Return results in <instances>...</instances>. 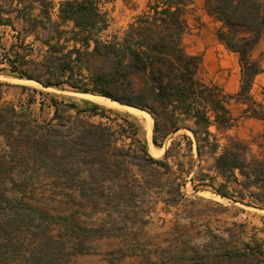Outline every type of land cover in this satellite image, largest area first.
I'll return each instance as SVG.
<instances>
[{
    "label": "rangeland",
    "instance_id": "rangeland-1",
    "mask_svg": "<svg viewBox=\"0 0 264 264\" xmlns=\"http://www.w3.org/2000/svg\"><path fill=\"white\" fill-rule=\"evenodd\" d=\"M61 1L28 6L36 15L41 5L49 7L53 2L52 18L56 21ZM104 1L110 26L100 35L101 40L122 37L148 4V0ZM188 23L186 51L203 59L206 50L213 47V33L196 12H190ZM62 27L69 30L70 26ZM51 28L49 24L47 30ZM65 39L63 36L61 43ZM34 48L32 58L41 61L39 52L47 48L40 43ZM2 49L0 63L6 61ZM59 57L68 60L64 55ZM79 64L84 77H78L83 82L90 71L107 68L103 60L88 56ZM200 77L215 86L204 61ZM0 82V264H217L215 255L226 248L241 251L247 243H258L264 251L263 210L235 203L190 180L200 166L197 157L187 151L184 136L194 139L189 130L171 133L161 146L153 143L152 133V143L158 151L163 150L157 156L151 151L141 119L120 107L98 104L94 97L100 95L68 85L44 87L20 79L5 67L0 68ZM53 100L63 104L59 118H55ZM93 105L101 108L98 116L86 111ZM125 121L135 125V135ZM82 122L111 126L118 131L114 148H124L132 155H143L141 146L145 145L151 157L163 159L170 148L167 162L172 172L160 177L147 162L134 163L126 177V171L91 164L82 154L75 162L66 158L74 166L65 167L66 139L75 140L76 127ZM123 123L126 131L118 127ZM73 124L77 131L68 129ZM37 148H51L53 154H41ZM210 163V158H204L201 166L205 169ZM159 171L165 169L160 167Z\"/></svg>",
    "mask_w": 264,
    "mask_h": 264
},
{
    "label": "trees",
    "instance_id": "trees-1",
    "mask_svg": "<svg viewBox=\"0 0 264 264\" xmlns=\"http://www.w3.org/2000/svg\"><path fill=\"white\" fill-rule=\"evenodd\" d=\"M45 1L28 3V0H19L24 6L19 12L28 23L27 31L34 33L36 40L47 49L39 52L42 60L37 61L32 58L33 45H26L22 40L19 45L12 46L4 53V62L10 72L44 87L68 85L74 90L97 94L149 113L154 120L153 143L156 146L163 145L171 133L182 128L189 130L194 139L184 136L187 151L193 153L195 148L200 166L190 180L235 203L264 211V159L254 153L245 140L230 134L239 122L230 109L233 100L248 104L245 116L264 122V110L255 105L250 95L254 79L262 71L259 61L252 55L264 33V0H206L208 14L221 23L216 31L218 40L239 55L241 88L235 96L226 95L219 87L206 83L200 77L202 57L186 51L187 14L193 0H148L146 10L130 23L122 37L107 40L100 39L110 26L108 14L103 11L104 0H63L56 11V21L52 18L56 8L53 2L49 7L41 5L40 15L33 17L34 8L28 5ZM7 20L11 22L9 18ZM3 22L0 17V24ZM47 23L51 24L50 31ZM62 26L70 27L64 30ZM39 27L41 31H37ZM63 36L66 39L61 43ZM70 43L71 48L68 47ZM60 55L68 60L62 61ZM83 56L101 59L107 68L100 72L90 71L83 82L78 77H84L82 64H79ZM53 105L55 118H59L63 104L53 100ZM70 107L77 108L75 105ZM8 109L16 113L12 107ZM100 110L98 105L86 109L91 116H98ZM101 116L104 117V113ZM125 122L135 135V125ZM74 126L68 129L77 131ZM118 127L126 131L124 123ZM76 128L78 136L75 140L68 138L65 142L68 149L66 154L63 153L65 167L74 166L70 160L75 162L82 154L91 164L113 165L121 172L126 171V177L130 174L128 167L134 163L145 165L147 162L160 177L172 172L167 162L170 148L163 159L151 157L145 145L141 146L143 155H132L124 148H114L118 131L111 126L82 122L81 127ZM51 143H47L46 148ZM37 150L47 154L51 148L49 151ZM47 156L51 157V154ZM66 158L70 160L66 162ZM204 158L211 159L205 169L201 166ZM160 167L165 171L160 172ZM187 173L191 175L190 170ZM214 259L217 264L225 261L264 264V251L258 243L254 246L247 243L241 251L235 248L218 251Z\"/></svg>",
    "mask_w": 264,
    "mask_h": 264
},
{
    "label": "crops",
    "instance_id": "crops-1",
    "mask_svg": "<svg viewBox=\"0 0 264 264\" xmlns=\"http://www.w3.org/2000/svg\"><path fill=\"white\" fill-rule=\"evenodd\" d=\"M30 1L32 0H28V3ZM23 7V4L19 0H0V17L4 21L3 24H0V48H3L4 53L9 51L12 46L19 45L22 40H24L25 44H28V40L30 39L32 43L29 44L33 45V47L36 46V43L42 45L40 41L36 40L34 33L27 31L28 23L23 20L19 12ZM33 12L34 10L31 12L33 17L40 15V13L34 15ZM190 12H196L200 16L201 22H205L207 29L214 36L213 47L206 50L205 54L202 52V62L204 61L209 78L215 86L222 89L224 94L231 96L237 95L241 88L242 77L239 55L227 49L218 40L216 31L221 26V23L215 17L208 14L206 0H193V4L189 8L188 13L190 14ZM189 14H187V21ZM8 18L11 22L7 20ZM47 25L49 26V24ZM37 31H41L40 27ZM252 56L259 61L262 71L255 77L250 95L255 105L264 110V33L261 40L255 46ZM1 67L8 69V65L2 62L0 63ZM247 107L248 104L243 101H232L230 109L232 115L239 118V122L238 126L230 131V134L245 140L250 144L253 152L260 154L264 159V122L257 118L245 116L244 111ZM212 131H215V129L213 128ZM261 143L263 145H260ZM194 152V156H196L195 148L193 149V154Z\"/></svg>",
    "mask_w": 264,
    "mask_h": 264
},
{
    "label": "bare ground",
    "instance_id": "bare-ground-1",
    "mask_svg": "<svg viewBox=\"0 0 264 264\" xmlns=\"http://www.w3.org/2000/svg\"><path fill=\"white\" fill-rule=\"evenodd\" d=\"M94 100L98 104H101V105H104L107 107H120V108L125 109L126 111L130 112L131 114L137 116L138 118H140L143 125L147 128L148 140H149L151 151L157 156L160 155V153L163 150L158 151L156 149V147L154 146V144L152 143L153 118L149 113L141 111V110L136 109V108L121 105L118 102H115V101L110 100V99L102 98V97H94Z\"/></svg>",
    "mask_w": 264,
    "mask_h": 264
},
{
    "label": "built area",
    "instance_id": "built-area-1",
    "mask_svg": "<svg viewBox=\"0 0 264 264\" xmlns=\"http://www.w3.org/2000/svg\"><path fill=\"white\" fill-rule=\"evenodd\" d=\"M3 63L7 64L6 62H3Z\"/></svg>",
    "mask_w": 264,
    "mask_h": 264
}]
</instances>
